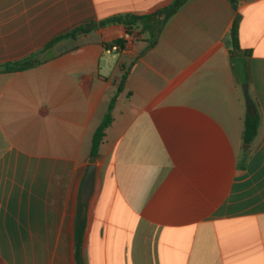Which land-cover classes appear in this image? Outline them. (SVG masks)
<instances>
[{"label":"crops","instance_id":"crops-1","mask_svg":"<svg viewBox=\"0 0 264 264\" xmlns=\"http://www.w3.org/2000/svg\"><path fill=\"white\" fill-rule=\"evenodd\" d=\"M174 1L0 0V65L94 25L41 64L0 72V264H77L81 188L115 97L83 264H264V0H187L165 19ZM116 16L142 17L129 40L99 26ZM237 19L246 55L233 57Z\"/></svg>","mask_w":264,"mask_h":264},{"label":"trees","instance_id":"trees-1","mask_svg":"<svg viewBox=\"0 0 264 264\" xmlns=\"http://www.w3.org/2000/svg\"><path fill=\"white\" fill-rule=\"evenodd\" d=\"M187 0H175L172 6L166 10H164L162 13H165L166 17L165 19H168L170 16H172ZM142 17L137 16H116L112 17L105 22H102L99 26H107L111 24H118L123 25L126 28V31L128 34L132 35L134 32V29L137 28V26L140 24V20ZM165 20L161 23L160 26L164 24ZM92 29L88 26H81L79 28H76L72 32L60 36L58 38H55L52 40L41 52L32 54L22 60L10 62L7 64L0 65V72H18V71H24L31 69L43 62L44 60H47L52 57L51 48L59 41L69 38V37H76L79 34L88 33ZM232 40H233V57L238 55H246L241 52L240 50V44H239V21L238 19L235 21L234 26L232 28ZM114 45L120 46L121 48H124L126 43L124 40H117L113 42L112 44H106L107 47H112ZM128 78V71L125 72L123 75L119 92H122L126 81ZM116 103V97L113 98L111 101V104L108 108V111L106 115L104 116L102 123L97 128L96 132L93 136L92 141V149L90 153V161L92 164L96 162V160L99 157V151L100 147L105 139L106 131L107 129L112 125L113 123V109ZM260 125V117L257 113H254L252 115H248L244 122V131H243V141L246 145L252 144L254 139L257 136L258 129ZM82 212V205L79 204V217L77 222V264H83L82 260V242H83V231H84V220L80 219Z\"/></svg>","mask_w":264,"mask_h":264},{"label":"water","instance_id":"water-1","mask_svg":"<svg viewBox=\"0 0 264 264\" xmlns=\"http://www.w3.org/2000/svg\"><path fill=\"white\" fill-rule=\"evenodd\" d=\"M89 27H94V25H91ZM233 62L242 85L247 108L248 110H253L254 103L249 93V82L246 71V59L243 57H236L233 59ZM95 170H96V166L94 164L88 166V170L82 184L81 196H80V204L82 205V212L80 219L82 220L85 217L86 205L88 204L89 199L91 198V195L93 193Z\"/></svg>","mask_w":264,"mask_h":264},{"label":"built area","instance_id":"built-area-1","mask_svg":"<svg viewBox=\"0 0 264 264\" xmlns=\"http://www.w3.org/2000/svg\"><path fill=\"white\" fill-rule=\"evenodd\" d=\"M130 38H131V37H130V34H127V35H126V39L129 40ZM119 47H120V46L115 45L112 49H113V50H119Z\"/></svg>","mask_w":264,"mask_h":264},{"label":"rangeland","instance_id":"rangeland-1","mask_svg":"<svg viewBox=\"0 0 264 264\" xmlns=\"http://www.w3.org/2000/svg\"><path fill=\"white\" fill-rule=\"evenodd\" d=\"M110 58H111V56H110ZM114 61H116V60H114ZM111 99H112V98H111ZM111 101H112V100H110L109 103H108V105H107V111H108V108H109V106H110V104H111ZM107 111H106V113H107ZM106 113H105V115H106ZM105 115H104V116H105ZM103 118H104V117H103Z\"/></svg>","mask_w":264,"mask_h":264}]
</instances>
